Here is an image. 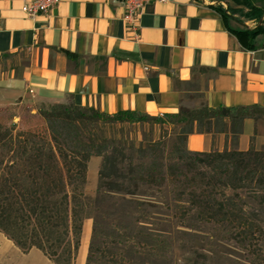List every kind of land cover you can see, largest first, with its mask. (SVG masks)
<instances>
[{
  "label": "trees",
  "instance_id": "obj_1",
  "mask_svg": "<svg viewBox=\"0 0 264 264\" xmlns=\"http://www.w3.org/2000/svg\"><path fill=\"white\" fill-rule=\"evenodd\" d=\"M232 1L239 7H214L223 17L227 12L255 20L264 15L257 0ZM231 31L243 47L255 48L259 34H263L264 45V21L253 28ZM36 113L44 123L42 128H18L14 114L0 112V232L23 253L36 248L54 264H74L83 222L91 218L84 264H165L171 247L167 237L147 230L138 217L132 228L124 226V232L108 233L109 215L102 207L107 191L130 194L128 186L139 182L163 185L168 181L183 226L194 230L200 224H211L220 238L233 237L236 247L245 253V263L240 264H264V147L256 149L250 144L247 150L225 147L220 151L186 148L191 132H225L228 121L229 133L235 139L244 119L264 116V105L204 104L181 107L161 117L137 110L107 113L61 102L42 103ZM119 121H166L183 126L168 148L163 139L152 141L140 149L143 156L148 153L147 162L130 161L128 171L118 173L115 160L110 161L107 139H99L96 130L99 124ZM118 153L125 156L121 150ZM92 156L100 157L101 162L95 197L88 198L84 188ZM245 198L254 205H248ZM122 199L133 203L132 199ZM114 242L123 245H112ZM147 246L154 249L153 258L158 262L145 259Z\"/></svg>",
  "mask_w": 264,
  "mask_h": 264
},
{
  "label": "crops",
  "instance_id": "obj_2",
  "mask_svg": "<svg viewBox=\"0 0 264 264\" xmlns=\"http://www.w3.org/2000/svg\"><path fill=\"white\" fill-rule=\"evenodd\" d=\"M219 1L150 2L128 31L123 0H61L35 17L22 12V0H0V107L62 102L161 115L204 104L264 105L263 35L255 48L243 47L231 30L252 27L223 17ZM250 144L264 147V116L244 119L233 142L229 121L225 132L193 131L186 148ZM41 253H23L0 232V264H48Z\"/></svg>",
  "mask_w": 264,
  "mask_h": 264
},
{
  "label": "rangeland",
  "instance_id": "obj_3",
  "mask_svg": "<svg viewBox=\"0 0 264 264\" xmlns=\"http://www.w3.org/2000/svg\"><path fill=\"white\" fill-rule=\"evenodd\" d=\"M228 3L235 5L232 0L229 2L220 0L217 4L227 10L229 8ZM255 3L264 8V0H257ZM232 15H235V17L241 21L245 20L252 28L264 21V15L258 20L246 19L244 16L238 15V13ZM40 106L41 104L35 106L17 104L0 107V112L4 116L14 114L13 122L16 123L18 128H42L44 123L36 113ZM161 117L165 116L161 115ZM182 126V123L172 124L166 121H119L99 124L96 131L99 139H107L110 147L109 153L112 154L110 161L113 162L115 160L117 172L121 173L128 171L127 165L130 161L133 164L148 161V153L146 156H143L140 149L146 148L150 142L163 139L168 148V146L175 141L176 133L179 132ZM205 127H207V124H205ZM167 148L164 150L165 153ZM120 150L125 156L119 155L118 152ZM100 162L101 158L96 156H92L89 162L87 184L84 188L85 195L88 198L95 197ZM110 179L115 178L111 177ZM115 180L121 182L118 179ZM126 182L129 181L126 180ZM128 187L131 192L130 194L107 191L102 210H104L106 215H109L106 221L108 224V233L112 230L115 232H124V226L132 228L135 224L134 220L136 222V218L138 217L137 219L144 221L142 225H144L147 230L159 232L164 237L168 238L171 247L168 260L165 264L245 263L246 255L240 248L236 247L233 242V237L220 238V235H218L220 233H218L215 226L211 224H200L199 229L192 230L179 222L177 218V215H179V208L177 207L178 202L175 200L172 184L168 181H165L163 185H147L139 182V184L135 186L131 185ZM122 197L132 199L133 203L124 202ZM245 200L248 205H254V203L247 200V198H245ZM91 224V218L86 220L83 224V232L80 238L81 244L74 264L85 263L87 248L90 241ZM117 240H119V238H117ZM118 243L119 242H114L112 245H123L122 243ZM109 245H111V243ZM147 251L148 255L145 259L149 258L151 260L155 251L150 248V246H147ZM44 258L47 260L48 264H54L48 260L46 256ZM152 260L154 262L155 259L153 258ZM156 260L155 262H158ZM28 264L43 263L39 262L36 258H32V261Z\"/></svg>",
  "mask_w": 264,
  "mask_h": 264
},
{
  "label": "built area",
  "instance_id": "obj_4",
  "mask_svg": "<svg viewBox=\"0 0 264 264\" xmlns=\"http://www.w3.org/2000/svg\"><path fill=\"white\" fill-rule=\"evenodd\" d=\"M61 0H22L21 10L28 17H35L44 14L54 6L58 5ZM166 1V0H123L125 5V13L123 20L126 29L136 30L138 28V17L143 11V7L150 2Z\"/></svg>",
  "mask_w": 264,
  "mask_h": 264
}]
</instances>
